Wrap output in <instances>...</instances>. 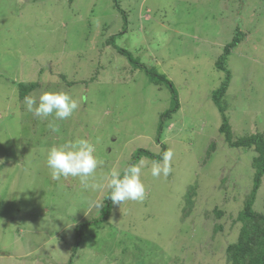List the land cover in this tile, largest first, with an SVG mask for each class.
I'll use <instances>...</instances> for the list:
<instances>
[{
  "label": "rangeland",
  "instance_id": "obj_1",
  "mask_svg": "<svg viewBox=\"0 0 264 264\" xmlns=\"http://www.w3.org/2000/svg\"><path fill=\"white\" fill-rule=\"evenodd\" d=\"M236 27L245 36L226 59L222 97L234 140L264 135V0H0V264H68L77 225L102 214L89 203L107 189L53 181L46 166L49 147L80 138L96 145L98 181L122 173L139 149L159 156L166 147L173 158L171 173L154 179L153 159L141 156L146 198L112 204L107 221L84 230L71 264H229L257 155L226 144L211 96ZM115 47L177 89L180 108L161 132L169 89ZM16 80L39 83L31 96L64 91L80 107L53 132L52 116L27 111ZM253 209L264 214V177Z\"/></svg>",
  "mask_w": 264,
  "mask_h": 264
},
{
  "label": "trees",
  "instance_id": "obj_2",
  "mask_svg": "<svg viewBox=\"0 0 264 264\" xmlns=\"http://www.w3.org/2000/svg\"><path fill=\"white\" fill-rule=\"evenodd\" d=\"M126 21L127 18L124 17V22ZM243 36H245V34L241 32L239 27H236L234 36L223 47V53L216 62V68L225 72V79L223 80L219 88L214 90L211 95L212 100L214 101L221 114L222 123L219 127V131L221 133H224V141L226 142V144L231 148L253 150L257 153V155L254 156L251 161V166L254 171L252 188L249 194L246 196V199L244 200L243 207L238 211L237 216L234 219L235 222L240 223L238 236L235 242L227 244L225 248V259L229 264H264V214L258 213L253 209V204L255 202L257 192L261 185L262 178L264 177V135L262 133H256L234 140L232 138L228 117L225 114L226 108L222 105V97L226 94L231 79L230 70L226 68L227 65L225 66V62L227 57L231 54L232 50L242 42ZM113 38L114 37L111 36L110 40H113ZM115 49L118 54L124 56L127 61L134 66L135 69L143 71L150 81L156 84L164 85L169 89L172 106L170 109L163 112L159 116L160 121L158 132H161V124L166 121L165 119H170L171 116L180 108L177 89L175 88L173 82L169 78H167L166 75L159 73L154 68H151L145 65V63L141 62L139 59L134 58L132 53L128 50L121 47H115ZM13 82L18 90L20 99H24L33 90L39 87L38 82H23L18 80ZM68 83L73 85L76 83V81H70ZM213 148L214 145L212 144L209 147L210 150L206 151V155H209L210 152L213 151ZM164 151H166V147H163V152ZM142 155L158 161H160L162 158V153L158 156L145 149H139V151H137L127 162L124 168H126L131 163H138ZM190 195L191 193H188L189 202L191 201ZM111 209L112 202L110 199L106 198L105 195L103 199L102 214L98 218L87 220L77 225L76 243L72 250V256L68 264L72 263V258L77 251V247L80 244L81 236L84 230L91 225H99L100 223L107 221L109 215L112 212ZM217 214L221 215V212H217ZM218 228H222V226L218 225Z\"/></svg>",
  "mask_w": 264,
  "mask_h": 264
},
{
  "label": "clouds",
  "instance_id": "obj_3",
  "mask_svg": "<svg viewBox=\"0 0 264 264\" xmlns=\"http://www.w3.org/2000/svg\"><path fill=\"white\" fill-rule=\"evenodd\" d=\"M24 103L27 111L37 117L52 116L54 119L49 122L48 127L53 132H59L56 120L71 117L80 107L79 102L64 91H45L38 97L29 95L24 98ZM95 152L96 145L83 138L49 147L46 152V166L51 179L60 181L62 177L78 178L84 191L107 189L106 198L118 207L126 201L142 202L146 198V188L141 179L143 161L129 164L122 173L120 169L112 168L98 181L97 168L102 162L97 159ZM172 158L173 152L168 149L162 153L160 161L153 160L151 176L154 179L166 178L172 171ZM89 207L100 212L103 201H91Z\"/></svg>",
  "mask_w": 264,
  "mask_h": 264
}]
</instances>
